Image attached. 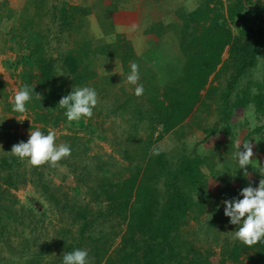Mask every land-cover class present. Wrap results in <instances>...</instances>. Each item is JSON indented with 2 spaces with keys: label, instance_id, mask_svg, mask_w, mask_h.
<instances>
[{
  "label": "rangeland",
  "instance_id": "1",
  "mask_svg": "<svg viewBox=\"0 0 264 264\" xmlns=\"http://www.w3.org/2000/svg\"><path fill=\"white\" fill-rule=\"evenodd\" d=\"M162 11L159 41L142 53L105 0H0V264H61L76 248L89 264H178L156 227L180 187L190 191L172 237L213 264H264L263 246L232 238L223 205L264 178V110L235 106L264 94V56L238 66L253 34L264 41V0H170ZM132 62L139 97L126 80ZM25 85L21 114L12 104ZM82 86L98 103L69 122L59 100ZM36 128L55 130L71 154L54 166L13 155ZM248 141L253 161L239 169L233 153ZM186 159L197 162L192 190L174 185Z\"/></svg>",
  "mask_w": 264,
  "mask_h": 264
},
{
  "label": "clouds",
  "instance_id": "2",
  "mask_svg": "<svg viewBox=\"0 0 264 264\" xmlns=\"http://www.w3.org/2000/svg\"><path fill=\"white\" fill-rule=\"evenodd\" d=\"M129 85L133 87V94L141 96L144 85L139 82V66L132 62L130 72L126 77ZM29 86L25 85L17 90L13 97L12 110L17 113L27 112V103L31 100ZM98 103L95 88L89 86L73 87L72 91L59 100V106L65 109L64 115L69 122L79 121L81 118H91L93 110ZM254 126V125H253ZM57 133L55 130L42 132L39 128L30 132L28 140L21 141L12 146L11 153L20 159H27L34 166L45 162L55 165L63 157L71 154V147L67 143L56 144ZM259 141V139H253ZM237 143L233 158L239 169L252 164V145L243 143L240 150ZM155 154H158L156 152ZM264 176V171H259ZM245 173H247L245 171ZM224 215L229 218V224L235 225L232 238L247 245L264 241V178L260 179L258 186L249 184L242 188L238 197L223 201ZM61 264H89V253L86 249L76 248L65 252Z\"/></svg>",
  "mask_w": 264,
  "mask_h": 264
},
{
  "label": "trees",
  "instance_id": "3",
  "mask_svg": "<svg viewBox=\"0 0 264 264\" xmlns=\"http://www.w3.org/2000/svg\"><path fill=\"white\" fill-rule=\"evenodd\" d=\"M239 52L241 59L238 64L240 74L247 69L259 55L264 56L263 38L253 34L249 40L242 45V47H240ZM250 102H255L258 110H264V94L262 93H256V95L252 96V98H247L244 102H238L235 106L241 107ZM196 165L197 162H193L189 159L184 160L179 166L177 173L174 175V185L175 182H182V180H184L187 185L191 184V190L194 189L199 183V174ZM188 191L190 190L184 191L182 187L175 189L173 191L174 197L171 199L170 203L162 208L161 218L156 227L157 236L160 240L156 243V245L159 249H162L163 245L167 243L169 245L171 256L177 259L178 264H213L209 258H205L204 260L199 258V253L188 238L184 239L181 236L172 237L170 233L173 228L172 224H175V222L178 221V218H183V203L188 200ZM190 196L191 194L189 197ZM177 202H181V204L179 205ZM255 246L259 248L262 246L264 247L262 242H257ZM163 250H165V247H163ZM153 253L155 255L156 252L154 251ZM146 258L147 257H145L144 264H161L160 261H154L153 263L151 260L146 261Z\"/></svg>",
  "mask_w": 264,
  "mask_h": 264
},
{
  "label": "crops",
  "instance_id": "4",
  "mask_svg": "<svg viewBox=\"0 0 264 264\" xmlns=\"http://www.w3.org/2000/svg\"><path fill=\"white\" fill-rule=\"evenodd\" d=\"M111 8L113 25L119 33L130 32L136 34L135 40L141 46L142 53L147 52L153 45L157 44L161 36L158 29L161 18L166 16L162 11L170 0H105ZM179 3L172 7V11L180 6ZM103 20V19H102ZM108 23V22H107ZM130 28L132 30L130 31ZM130 39V38H129ZM135 42V41H133Z\"/></svg>",
  "mask_w": 264,
  "mask_h": 264
}]
</instances>
